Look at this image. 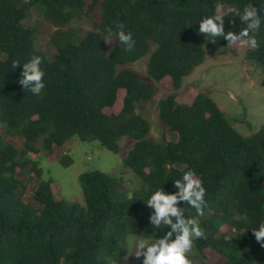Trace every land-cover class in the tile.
<instances>
[{
  "label": "trees",
  "instance_id": "obj_1",
  "mask_svg": "<svg viewBox=\"0 0 264 264\" xmlns=\"http://www.w3.org/2000/svg\"><path fill=\"white\" fill-rule=\"evenodd\" d=\"M247 3L259 12L257 0H0V264L119 263L127 232L151 233L148 195L158 188L174 191L173 181L188 169L201 178L207 202L198 217L206 238L194 242L192 264H211L206 251L217 255L214 264H264V247L250 229L264 221V124L240 134L210 87L190 104L176 101L183 79L227 44L204 39L197 21L218 7ZM34 6L55 27L46 51L35 46L38 29L23 24ZM92 17L93 28L76 37L78 22ZM117 24L133 33L130 52L114 35L105 42L106 30ZM240 27L238 18L225 17V31ZM256 38L257 48L245 57L264 69V24ZM32 55L42 57L45 69L40 96L23 90L21 68H11L13 59ZM145 56L151 81L127 67ZM165 77L172 91L158 99L157 119L171 139L153 137L144 117L154 83ZM119 90L120 109L106 113ZM72 137L97 141L113 153L122 137L133 141L123 159L141 183L132 199L118 179L100 171L79 176L81 202L54 198L52 179L43 178L30 155L66 165L62 149ZM187 215L196 214L188 209Z\"/></svg>",
  "mask_w": 264,
  "mask_h": 264
},
{
  "label": "rangeland",
  "instance_id": "obj_2",
  "mask_svg": "<svg viewBox=\"0 0 264 264\" xmlns=\"http://www.w3.org/2000/svg\"><path fill=\"white\" fill-rule=\"evenodd\" d=\"M36 8L38 7L31 8L23 24L38 29L35 46L46 51L47 43L55 27H52L44 19L41 11ZM218 10L222 11L220 7L217 8ZM93 21L94 17L79 21L78 24L82 29L74 31L75 36L82 37L86 31L92 29ZM247 50V47L240 46L231 49L225 46L217 47L213 55H206L203 62L183 79L182 87L176 93V101L180 104H190L200 90L210 87L212 88L211 98L230 119L235 130L243 136L256 132L264 124V86L261 84L264 69L257 63L246 59ZM53 52L54 48L50 46L48 54ZM147 57L127 67L136 71L141 80L151 81L145 70ZM154 84L155 95L145 105L144 117L151 123L153 137L163 134L167 139H171V135L163 130V126L157 119L158 99L172 91L170 79L165 77ZM122 97L123 91L119 90L115 105L104 111L106 113L117 112L121 107ZM0 131H2L1 128ZM8 140L19 144L16 138H8ZM132 145L133 141L130 138L122 137L119 140L118 152L113 153L101 147L97 141L87 142L72 137L62 149L69 158L66 165L48 161L54 160L53 156L48 157L49 159L40 158L35 154L30 156L37 158L38 165L43 170V178L52 179L51 188L56 200L81 202L79 176L85 172L100 171L118 179L126 196L129 191L133 192L141 188L139 179L123 164V159ZM205 253L211 264L217 261L218 257L215 253L209 251ZM118 264H140V261L125 252Z\"/></svg>",
  "mask_w": 264,
  "mask_h": 264
},
{
  "label": "clouds",
  "instance_id": "obj_3",
  "mask_svg": "<svg viewBox=\"0 0 264 264\" xmlns=\"http://www.w3.org/2000/svg\"><path fill=\"white\" fill-rule=\"evenodd\" d=\"M257 2L261 5L259 12L253 3H247L242 8L228 7L201 17L197 21L198 33L210 43L218 38L225 40L228 49L235 46L257 48L256 34L264 24V0ZM225 17L233 20L238 18L243 27L238 32L225 31ZM106 33L105 42L109 43L114 35L124 51L133 49V33L126 31L122 24L115 25L114 31L108 28ZM18 66L21 68L19 85L33 96H40L45 88L42 57L32 55L23 62L13 59L11 68L16 69ZM172 188L174 191L171 192L164 188L152 191L144 203L150 210L147 219L151 233L137 235L130 231L121 242V249L137 258L140 264H192L189 254L193 251L194 242L206 238L198 220V217L204 216L207 207L206 189L201 178L193 169H188L173 181ZM127 195L129 199L133 198L132 191ZM188 209L195 211V217L187 215ZM250 229L255 240L264 247V221ZM111 264H118V261L113 260Z\"/></svg>",
  "mask_w": 264,
  "mask_h": 264
}]
</instances>
